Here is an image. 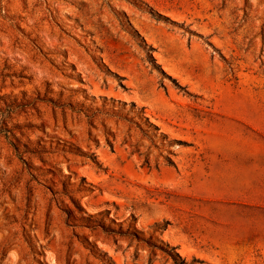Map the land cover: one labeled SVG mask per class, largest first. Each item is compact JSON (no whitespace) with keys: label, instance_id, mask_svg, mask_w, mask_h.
<instances>
[{"label":"rangeland","instance_id":"374dc122","mask_svg":"<svg viewBox=\"0 0 264 264\" xmlns=\"http://www.w3.org/2000/svg\"><path fill=\"white\" fill-rule=\"evenodd\" d=\"M263 153L264 0H0V264H264Z\"/></svg>","mask_w":264,"mask_h":264},{"label":"crops","instance_id":"0c3cea01","mask_svg":"<svg viewBox=\"0 0 264 264\" xmlns=\"http://www.w3.org/2000/svg\"><path fill=\"white\" fill-rule=\"evenodd\" d=\"M248 154H250V153H248ZM247 156H249V155H247ZM250 157H263L264 158V155H251ZM260 166L262 168H264V161L262 162V165H260ZM258 204L264 205V200L263 201H259Z\"/></svg>","mask_w":264,"mask_h":264},{"label":"bare ground","instance_id":"6f19581e","mask_svg":"<svg viewBox=\"0 0 264 264\" xmlns=\"http://www.w3.org/2000/svg\"><path fill=\"white\" fill-rule=\"evenodd\" d=\"M240 95H242V91L240 92ZM241 97V96H240Z\"/></svg>","mask_w":264,"mask_h":264},{"label":"trees","instance_id":"16d2710c","mask_svg":"<svg viewBox=\"0 0 264 264\" xmlns=\"http://www.w3.org/2000/svg\"><path fill=\"white\" fill-rule=\"evenodd\" d=\"M172 250H174V249H172Z\"/></svg>","mask_w":264,"mask_h":264}]
</instances>
